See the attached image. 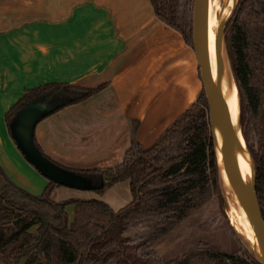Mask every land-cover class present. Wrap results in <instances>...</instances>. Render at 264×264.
I'll return each mask as SVG.
<instances>
[{"label":"trees","instance_id":"1","mask_svg":"<svg viewBox=\"0 0 264 264\" xmlns=\"http://www.w3.org/2000/svg\"><path fill=\"white\" fill-rule=\"evenodd\" d=\"M151 3L157 16L193 45L194 0ZM225 41L264 216V0L238 1ZM99 89L74 82H50L27 89L6 113L9 129L18 111L31 101L57 104L48 117ZM34 141L49 157L35 134ZM73 171L103 182L95 189L99 194L129 180L133 199L118 211L100 199L57 202L51 198L60 185L57 182L49 180L44 191L35 195L13 181L0 165V259L5 264H21L24 259V264H43V253L54 264H264L233 227L242 254L208 247L170 261L153 256V242L172 231L192 210L213 196L224 201L204 88L151 147L143 148L135 134L131 149L117 166ZM69 206H74L73 216Z\"/></svg>","mask_w":264,"mask_h":264},{"label":"crops","instance_id":"2","mask_svg":"<svg viewBox=\"0 0 264 264\" xmlns=\"http://www.w3.org/2000/svg\"><path fill=\"white\" fill-rule=\"evenodd\" d=\"M50 82L100 87L36 126L43 151L70 170L117 166L135 134L151 147L203 89L194 46L151 0H0V165L35 195L49 179L19 150L6 113L25 90ZM51 198L100 199L118 211L133 196L126 180L103 194L59 185Z\"/></svg>","mask_w":264,"mask_h":264},{"label":"water","instance_id":"3","mask_svg":"<svg viewBox=\"0 0 264 264\" xmlns=\"http://www.w3.org/2000/svg\"><path fill=\"white\" fill-rule=\"evenodd\" d=\"M238 1L236 0L235 6L231 11H228L229 0L223 1V19L217 29L216 40L214 41L218 67L216 82L213 80L210 65V0H194L193 46L200 66L203 88L208 99L211 128L219 161L221 184L232 209L233 196L224 178V171L226 169L239 191L240 205L245 215V229L248 230L264 254V216L257 192V175L253 159L244 138L239 92L225 41V30L233 16ZM229 64L232 74L228 70ZM232 79L234 80L235 91L239 100L236 123L233 122L227 103V90L232 83ZM56 106L57 104H49L36 100L24 105L10 124L12 138L27 161L47 179L73 188H99L103 185V182L97 184L92 178L59 165L45 156L36 145L34 134L37 124L50 114ZM219 140H221L224 150L223 163H221L219 158ZM240 239L243 241L241 237ZM243 242L264 262V259L260 255L254 252L245 241Z\"/></svg>","mask_w":264,"mask_h":264},{"label":"rangeland","instance_id":"4","mask_svg":"<svg viewBox=\"0 0 264 264\" xmlns=\"http://www.w3.org/2000/svg\"><path fill=\"white\" fill-rule=\"evenodd\" d=\"M221 189L224 201L213 196L205 204L192 210L172 231L153 242L152 253L155 258L170 261L208 247L242 254L232 234V209L222 184ZM40 256L43 264H54V261L49 262L45 253ZM25 261L26 259L21 264ZM0 264L5 263L0 259Z\"/></svg>","mask_w":264,"mask_h":264},{"label":"bare ground","instance_id":"5","mask_svg":"<svg viewBox=\"0 0 264 264\" xmlns=\"http://www.w3.org/2000/svg\"><path fill=\"white\" fill-rule=\"evenodd\" d=\"M224 0H210V37H211V47H210V65L212 71L213 80L216 82L218 77V67L216 60V53L214 49V41L216 40L217 29L223 19L222 6ZM236 0H229V10L231 11L235 6ZM229 73L232 74L230 64L228 66ZM227 103L229 105V110L231 113V117L233 122L236 123L237 119V111H238V97L235 91L234 80L232 79V83L227 90ZM219 158L221 163L224 161V150L221 140H219ZM250 158V157H249ZM224 178L228 183L229 189L231 190L233 196L232 202V216L234 227L237 230L240 237L256 252L264 259V254L258 247V245L253 240L252 236L245 229V215L240 205V196L239 191L231 179L230 175L227 173L226 169L224 171ZM234 204V205H233ZM231 209V208H230Z\"/></svg>","mask_w":264,"mask_h":264}]
</instances>
